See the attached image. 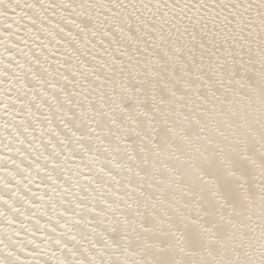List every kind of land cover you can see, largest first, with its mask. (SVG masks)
<instances>
[{
    "label": "snow or ice",
    "instance_id": "6c2138e0",
    "mask_svg": "<svg viewBox=\"0 0 264 264\" xmlns=\"http://www.w3.org/2000/svg\"><path fill=\"white\" fill-rule=\"evenodd\" d=\"M0 264H264V0H0Z\"/></svg>",
    "mask_w": 264,
    "mask_h": 264
}]
</instances>
